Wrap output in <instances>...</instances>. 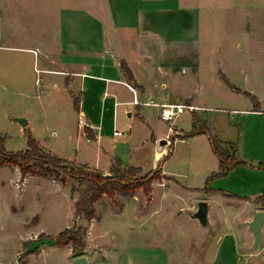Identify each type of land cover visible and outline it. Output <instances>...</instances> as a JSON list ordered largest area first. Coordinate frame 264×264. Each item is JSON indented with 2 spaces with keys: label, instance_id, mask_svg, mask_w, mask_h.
Masks as SVG:
<instances>
[{
  "label": "crops",
  "instance_id": "obj_1",
  "mask_svg": "<svg viewBox=\"0 0 264 264\" xmlns=\"http://www.w3.org/2000/svg\"><path fill=\"white\" fill-rule=\"evenodd\" d=\"M205 2L80 1L59 6L50 27L45 24L42 31L34 28L28 32V26L26 31L20 26L26 16L18 15L14 2L0 0V104H23L14 119L26 118L27 122L20 125L28 127L45 150L106 174L116 160L123 166H140L135 164L130 120L137 118L152 127L153 116L160 117L159 107L133 103L134 93L130 88L133 86L143 101L194 104L197 108L190 111L191 128L192 113H196L216 134L206 111L220 109L227 119L226 139L216 134L221 144L234 148L237 157L253 165L264 163V55L255 53L264 48V25L255 23L253 18L246 19L248 53L243 57L240 54L243 43L239 40L234 47L222 48L215 35L210 31L204 33V24L211 21L203 15ZM122 60L131 69L133 81L127 80L121 68ZM35 67L41 71L36 72ZM222 74L235 88L226 83ZM244 91L256 97L258 106ZM75 97L79 99L78 108L74 107ZM153 126L154 142L172 131L179 135L184 132L178 125ZM47 132L48 136L44 134ZM59 134L64 138L57 139ZM203 134L207 136L197 133L177 137L171 147L162 146L153 152L154 165L168 151L170 157L161 164V179L152 181V195L155 185L167 186L174 178L163 169L173 156L174 143ZM207 142L211 149L208 136ZM211 157L207 174L219 167L213 151ZM0 167L13 171L15 183H20V187L27 186L28 179L35 176L30 198L33 213L38 215L37 211L43 210L41 192L47 189L66 203L64 228L74 223L78 191L71 193L68 183L40 174L23 176L17 165ZM213 181L215 186L211 184ZM263 191L264 169L243 164L203 186L191 207L194 212L200 200L207 203L204 229L212 233L214 241L198 246L202 247L199 264H264V220L257 249L253 247L254 236L249 225L254 213L264 210ZM136 195L134 192L123 196L117 211L104 206L86 220L85 246L100 244L105 254L96 261L93 255L84 254L90 264H171L185 258L180 255L183 251L176 253L173 236L157 243L161 230L154 227L148 233L145 231L147 222H143L141 212L136 210ZM191 241L186 242V258L190 255ZM43 243L44 240L39 246ZM66 247L71 254L70 245ZM0 262L5 261L0 258Z\"/></svg>",
  "mask_w": 264,
  "mask_h": 264
},
{
  "label": "rangeland",
  "instance_id": "obj_2",
  "mask_svg": "<svg viewBox=\"0 0 264 264\" xmlns=\"http://www.w3.org/2000/svg\"><path fill=\"white\" fill-rule=\"evenodd\" d=\"M12 1L17 6L15 11L19 12L18 15L21 16V13H23L24 17L26 16L20 26L24 28L23 31H26L25 27L28 26V32L35 29L38 32V28L39 31H42L45 24L50 27L51 22L57 16L58 7L61 5H75L76 2L80 1L89 2V0ZM205 1L203 15L208 16L207 19H211V21L210 24H204V33L210 31L212 36L215 35L216 42H220L222 48L234 47L235 42L239 40L243 43L240 54L245 57L248 53L247 36L249 35V30L246 28V19L253 18L255 23L262 22L264 25V0ZM255 53L259 55L263 53L264 55V48L255 50ZM206 103L209 102L206 101ZM22 107L23 104L20 103L0 104V133L4 136V146L8 150L27 147L28 127H22L14 119V116L22 110ZM206 112L210 116L208 122L213 126L216 134L219 133L218 137L221 136L222 139H226V113L218 108ZM153 117L150 121L152 127H149L143 121L140 122L137 118L130 120L133 127L132 150L136 157L135 164L140 165L144 170L138 175L147 174L156 166L153 164V152L158 149V146L157 140L154 142L152 139L153 124H157L161 128L168 125L172 127L178 125V128L184 131L191 128L189 110L176 116L172 122H165L162 119L158 121L160 117L157 115ZM176 120L178 121L176 122ZM44 134L47 135L48 132ZM178 135V133L172 131L166 137H161L169 139L170 142L163 144V147L167 145L168 148L171 147ZM61 138H64V136L59 134L57 139ZM211 154L212 151L205 134L183 141L178 140L174 143L173 156L163 166V169L174 176V178H171L172 181H169V185L163 187L162 185H155L152 190L153 195L151 192H145L142 187L135 189L137 193L136 210L141 212L143 222H147L145 226L148 227V230L145 231L148 233L150 232L149 229L153 230L156 227L158 231L161 230L156 238L157 243L173 236L176 240V253L183 251L180 255L185 258L171 264H199L202 247L198 246L203 245L205 242L214 241L212 233L205 231L199 220L193 217L191 207V203H196L197 195L202 192L203 186L206 184L205 181L209 175L206 171L211 167L213 161ZM117 164L118 162L115 161L107 169V174H111L112 166H117ZM33 177L28 179L27 186L20 187V183H15L16 174L7 167H0V258L5 261L0 262V264H75L73 258L78 255H75L72 251H70V254L69 251L67 252L69 247L52 244L49 239L50 235L56 234L65 227L67 218L65 213L66 203L63 200L56 199L45 189L41 192V202H43L44 208L37 211L38 215L35 212L33 213L34 209L31 208L30 203L31 193L34 191ZM157 179H161V175ZM67 181L70 186L78 190L84 188V184L75 179L68 177ZM211 184L215 186L214 181ZM188 186L189 188H187ZM165 190L166 193H163ZM123 201V196L119 192L112 196L104 193L95 202V212L104 206L105 209L111 208L117 211ZM35 215H37V218ZM76 218L81 226L87 228L86 219L82 215ZM87 232L86 230V234ZM41 233L44 235H40ZM188 239L192 241L189 247L190 255L186 258L188 251L186 242ZM43 240L45 243L39 246ZM153 241L155 242V239ZM36 246L37 249H33ZM29 253L31 254L29 255ZM86 253L87 255H93L95 261L100 259L102 254L105 255L104 247L94 243L85 246L79 255H86ZM188 260H191V262L189 263Z\"/></svg>",
  "mask_w": 264,
  "mask_h": 264
},
{
  "label": "trees",
  "instance_id": "obj_3",
  "mask_svg": "<svg viewBox=\"0 0 264 264\" xmlns=\"http://www.w3.org/2000/svg\"><path fill=\"white\" fill-rule=\"evenodd\" d=\"M121 68L124 71L127 80L129 82L133 81V73L124 60L121 61ZM222 77L226 83L232 86L224 74H222ZM244 93L251 97L255 106H258V101L254 95L247 91H244ZM78 104L79 99L75 97L74 107L78 108ZM192 118V128L189 131H184L177 137L185 138L197 133L207 134L211 149L218 158L219 167L217 170L212 171L209 174L206 184H208L209 180L215 177L226 175L231 169L240 164L256 166L264 169V163L260 162L253 165L247 160L237 157L234 148L223 146L217 135L209 130L205 120L199 117L196 113H192ZM88 129V127H85L88 137L92 138ZM169 157L170 151H168V153L158 161L156 167L151 169L147 174L138 175V173L142 171L140 166H122L119 160H116L118 162L117 166H112L111 174H103L98 170L90 169L85 165H77L45 150L29 131L27 132L26 148L8 150L4 146V136L0 133V165H17L23 176L26 173L52 176L60 179L63 184L68 183L67 179L69 177L84 184V188L81 190H78L73 186L70 188L71 193L78 191V196L74 202V223L56 234L49 236L52 244H69L75 255H79L85 247V234L87 230L86 227L81 226L76 221V217L82 215L86 220L93 218L95 216L94 202L104 193L112 196L116 192H119L122 196H130L133 195L135 189L139 187H142L147 193L150 192L152 181L159 178L161 164ZM206 190L210 191L211 189L206 188ZM261 200L264 205V191L261 194ZM40 235L44 234L41 233ZM33 249H37V246Z\"/></svg>",
  "mask_w": 264,
  "mask_h": 264
},
{
  "label": "water",
  "instance_id": "obj_4",
  "mask_svg": "<svg viewBox=\"0 0 264 264\" xmlns=\"http://www.w3.org/2000/svg\"><path fill=\"white\" fill-rule=\"evenodd\" d=\"M15 119L22 125H24L27 122L26 118L22 116L15 117ZM166 143H167V139L165 137L157 140L158 149H161L163 144ZM206 213H207V203L204 200H200L197 204V209L193 212V215L196 218H198L199 222L204 228H206L207 226ZM263 220H264V210H257L254 213L249 223L254 236L253 247L255 249H257L258 247V243L261 237V225ZM74 262L75 264H90L88 258L84 254L76 256L74 258Z\"/></svg>",
  "mask_w": 264,
  "mask_h": 264
},
{
  "label": "built area",
  "instance_id": "obj_5",
  "mask_svg": "<svg viewBox=\"0 0 264 264\" xmlns=\"http://www.w3.org/2000/svg\"><path fill=\"white\" fill-rule=\"evenodd\" d=\"M33 51L35 52V50H33ZM35 71L40 72L41 70L39 68L35 67ZM39 80H40V77L37 76L36 81L38 82ZM130 88L134 93V96L132 99L133 103H135V104H149V105H155V106L159 107L160 118L163 121L172 122L176 116L180 115L184 111H186V110L192 111L195 108H197L194 104L186 103V102H154L152 100L143 101L140 98H138V96L136 94V88H134L133 86H130ZM117 133H120V131H117ZM167 142L170 143L169 139H167Z\"/></svg>",
  "mask_w": 264,
  "mask_h": 264
}]
</instances>
